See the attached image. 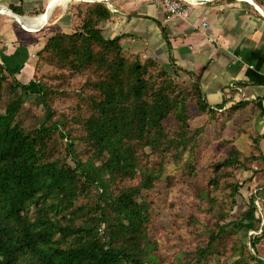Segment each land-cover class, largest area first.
Instances as JSON below:
<instances>
[{"label": "trees", "instance_id": "trees-1", "mask_svg": "<svg viewBox=\"0 0 264 264\" xmlns=\"http://www.w3.org/2000/svg\"><path fill=\"white\" fill-rule=\"evenodd\" d=\"M111 13L102 2L91 3L77 28L54 32L37 52L67 76H86L70 116L75 126L54 118L52 103L59 93L54 84L37 77L23 83L0 64V93L10 78L9 98L0 105V264H155L154 242L147 235L150 202L141 192L153 187L158 173L142 169L138 153L144 148L189 151L188 144L201 131L190 126L186 96L166 67L191 79L200 110H224L226 99L210 107L199 75L178 66L171 54L163 64L127 54L120 43L126 33L104 37L99 24ZM156 23L170 51L165 29ZM28 95L37 96L42 106L31 124L23 120ZM247 103L231 101L225 109L234 113ZM77 142L83 145L80 152L86 160L76 152ZM238 156V150L231 148L218 165L233 166ZM68 157L73 164L66 161ZM257 157L262 158L259 168L264 172V153ZM230 187L234 205L238 185ZM260 192L250 194L249 216L243 211L236 221H215L213 228L208 227L207 242L195 248L194 264H202L217 240L243 228L247 218L260 219V234L250 239L251 251L256 250V242L264 236ZM196 194L213 204V196L202 189ZM81 197L83 202L76 204ZM249 258L255 264L261 261L250 252Z\"/></svg>", "mask_w": 264, "mask_h": 264}, {"label": "rangeland", "instance_id": "rangeland-1", "mask_svg": "<svg viewBox=\"0 0 264 264\" xmlns=\"http://www.w3.org/2000/svg\"><path fill=\"white\" fill-rule=\"evenodd\" d=\"M61 1L63 5L66 4V7L63 8L60 4L55 6L48 20L40 19L39 23L24 20V24L34 28L32 29L34 31H24L31 34L28 38L22 34L24 40L31 39L36 45H44L43 42L47 37L57 31L54 26L51 28L54 18L57 14H64L68 10L74 15L73 19H69L70 26L77 28L81 24L87 7L93 2H102L109 6L118 1L120 4L138 8L150 0ZM44 13L45 11L30 12L27 16L36 17ZM22 25V22H18L20 28ZM47 26L50 28L47 29ZM36 28L38 30H35ZM37 52L35 55L29 54L26 61H18L16 65L13 62L12 65L15 66L10 65L11 72L23 83L37 77L47 84H54L59 90L52 103L54 118H65L72 126H75L76 122L70 116L76 110L74 106L78 101L77 94L83 91L81 84L86 76H67L65 71L39 58ZM166 68L186 96L190 126L199 127L201 131L188 144V147L191 146L189 151L186 149L183 152L172 150L152 152L144 148L138 153L140 167L158 173L153 187L142 190L141 194L143 199L150 202L147 235L150 241L154 242L151 253L157 258L155 264H194L195 248L207 242L208 227L213 228L215 221L220 223L236 221L241 213L246 211L250 194L264 189V181H262L264 172L259 168L262 158L257 157L258 138L254 136L246 118L249 113L243 112L236 115L235 112L228 113L226 110L215 112L200 110L196 103V96L192 92L191 79L187 74L183 71L174 74L172 68ZM9 80L10 78L3 83L0 105L9 98L7 87ZM26 100L24 108L28 110V113L23 115V120L31 124L41 115L42 106L37 96L28 95ZM36 115L37 118H35ZM168 123L172 124L171 119H168ZM253 138H257V141L253 142ZM64 142L65 139L58 146L60 149L63 148L61 144ZM82 148L83 145L77 142L75 150L79 153L81 160H86L87 155L80 152ZM231 148L238 150V162L228 167L218 165L228 156ZM66 161L73 164L70 157ZM217 167L218 171L215 170ZM231 184L238 185V192L234 195L236 201L234 205L233 198L229 194ZM201 189L213 196L212 205L198 199L196 193ZM91 195L92 199L96 197L94 189ZM258 197L257 202L262 209V219H264V201L262 202L260 195ZM83 200L84 198L81 197L76 204H80ZM246 215L249 216L248 210ZM243 224V228L239 227L235 232L217 240L212 251L202 259V264H235L236 262L255 264L254 260L249 258V252L261 260L258 264H264V236L256 242V250L251 251L250 244V239L260 234V219L252 221V218H247ZM262 227L264 228V225Z\"/></svg>", "mask_w": 264, "mask_h": 264}, {"label": "crops", "instance_id": "crops-1", "mask_svg": "<svg viewBox=\"0 0 264 264\" xmlns=\"http://www.w3.org/2000/svg\"><path fill=\"white\" fill-rule=\"evenodd\" d=\"M115 3L110 4V18L99 24L104 37L126 33L120 43L127 54L156 58L163 64L171 54L178 66L199 75V86L210 107L226 99L222 108L226 110L231 101L247 100L235 114L249 113L246 118L258 138L257 149L264 153V0H214L195 6L187 19L169 15L154 0L138 8ZM58 4L66 7L61 0H0V64L11 69L13 62L26 61L43 46L24 40L22 34L31 37L27 32L34 31L33 26L7 11L20 16L45 11L36 17L48 20ZM73 18L69 10L57 14L51 28L70 32L74 28L69 19ZM18 21L23 23L21 28ZM156 22L165 29L170 51ZM260 193L264 200V189Z\"/></svg>", "mask_w": 264, "mask_h": 264}, {"label": "built area", "instance_id": "built-area-1", "mask_svg": "<svg viewBox=\"0 0 264 264\" xmlns=\"http://www.w3.org/2000/svg\"><path fill=\"white\" fill-rule=\"evenodd\" d=\"M154 1H157L163 8L164 12L168 13L169 15L176 16L182 19H187L192 9L195 6H199L208 2H213L214 0H154Z\"/></svg>", "mask_w": 264, "mask_h": 264}, {"label": "bare ground", "instance_id": "bare-ground-1", "mask_svg": "<svg viewBox=\"0 0 264 264\" xmlns=\"http://www.w3.org/2000/svg\"><path fill=\"white\" fill-rule=\"evenodd\" d=\"M80 1H103V0H80ZM105 1H109V0H105ZM249 1H251V0H249ZM7 14L10 15V16H14V18L16 20H20V21H23V22H24V20L25 21L38 22V23L41 22V20L39 18L34 17V16H20V15L12 13L11 11H7ZM18 16H20V17H18ZM48 16H50V14Z\"/></svg>", "mask_w": 264, "mask_h": 264}, {"label": "water", "instance_id": "water-1", "mask_svg": "<svg viewBox=\"0 0 264 264\" xmlns=\"http://www.w3.org/2000/svg\"><path fill=\"white\" fill-rule=\"evenodd\" d=\"M104 1V0H103ZM8 11H10V10H8Z\"/></svg>", "mask_w": 264, "mask_h": 264}]
</instances>
